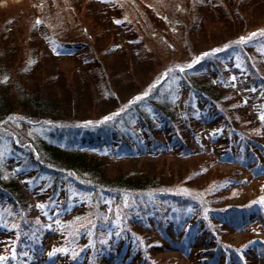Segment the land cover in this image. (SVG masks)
<instances>
[{"label": "rangeland", "instance_id": "rangeland-1", "mask_svg": "<svg viewBox=\"0 0 264 264\" xmlns=\"http://www.w3.org/2000/svg\"><path fill=\"white\" fill-rule=\"evenodd\" d=\"M113 1L114 7L111 2L104 4L95 0H0V80L3 86L8 83V89L12 91L13 88V93L19 84L27 92L44 97L53 110L77 108L79 112L88 113L90 118L110 113V117H114L111 122L95 126L113 136L116 139L114 143L121 131L130 134L129 139L136 143V129L140 130L137 107L140 110L141 107L153 109L155 96L162 97L158 90L172 92L177 100L181 94L174 88L180 84L174 73L176 68L182 66L186 69L198 61L203 62L202 66H210L214 60L223 70L227 68L235 74L230 75L229 84L236 87L228 89L225 94L237 106L246 104V107L232 110L231 118L236 126L263 138V144L255 153L241 147L234 138L229 148L227 143L216 144L224 140L221 131H208L210 121L202 103L197 101L195 104L199 110L194 113V119L196 127L204 130L200 140L195 139L191 144L194 149L181 153L179 148L167 147L152 154L145 148L135 158H107L105 170L108 173L143 170L164 180L172 175L174 183L171 188H178L183 193H197L212 203L215 195L218 198L213 203L215 205L238 201L237 198H252L254 189L264 182V127L259 131L264 120L263 115L256 113L264 95V64L260 62L261 53H264V0ZM45 35L64 44L81 45L70 56H55L47 47ZM229 44H235L236 51L238 48L243 51L242 46L247 48L246 44H249L245 53H249L250 59L246 61L258 68L260 74L253 72L244 76L238 70L242 64L240 55L234 57L229 54L228 57H232L220 65L209 55L219 48L226 49ZM259 78L263 83H259ZM155 87L157 90L154 91ZM134 102L137 111L132 114L124 112ZM190 104L188 99L183 104L177 102L174 105L177 111L175 120L186 119L185 106ZM19 109L12 113L8 126L20 139H30L35 133L36 123L40 121L53 127L50 120L24 115ZM215 123L218 122L215 120ZM141 127L145 129L144 125ZM2 131L0 128V158L5 160V167L10 171L12 166L9 163H14L10 152L12 142L10 135ZM169 135L164 130L156 134L163 139ZM62 140L53 138L51 143L58 145ZM73 142L74 139L69 137V144ZM79 144L75 142V145ZM136 146L133 148L137 149ZM112 148L115 149L114 145ZM133 151L132 148L128 150ZM190 153L197 155L186 156ZM211 159L216 161L209 166ZM200 165L208 168L201 172L198 169ZM25 175L20 178L28 202L26 212H23L33 219L31 224H26L30 227L25 228L24 235L29 241L26 247L39 264H47V248L67 241L70 233L73 235L84 228V233L93 238L91 247L98 252L94 253L87 244L75 243L69 251L57 252L48 264H67L69 256L79 254V251H84L81 264H139L136 263V254L129 253L131 246L130 250L135 251L138 237L142 238L138 236V230L143 238L152 236L163 243L158 248H150V258L156 264H264V211L257 207L249 218L231 212L223 222L221 241L238 247L249 237L257 239L244 246L247 250L244 255L231 254L228 259L226 256L225 262L223 253L219 251L216 256L210 255L206 236L197 235L189 244L181 243L184 224L178 225L179 214L163 200L155 199L151 195L154 194L152 189L118 198L114 191L109 195L104 192L96 195L86 183L67 173H62V179L56 180L58 187L54 188L50 186V178L43 174ZM224 175L239 186L217 194L210 192L213 183L222 180ZM165 209L167 214L163 216ZM7 210L12 212V209ZM164 217L168 221L169 236L162 237ZM4 236L0 233V250L3 249L1 242ZM122 239L127 240L128 247L125 256L119 258ZM105 247L109 249V255L103 253L97 257Z\"/></svg>", "mask_w": 264, "mask_h": 264}, {"label": "trees", "instance_id": "trees-1", "mask_svg": "<svg viewBox=\"0 0 264 264\" xmlns=\"http://www.w3.org/2000/svg\"><path fill=\"white\" fill-rule=\"evenodd\" d=\"M95 1L104 4L111 2L112 7L115 5V1L113 0ZM44 39H46L48 49L51 50L52 54L55 56H70L72 51L77 52L81 45H76L75 43L64 44L58 42V40H55L54 37L49 35H45ZM243 43L245 44V42ZM246 45H248L247 48L242 46L244 48L243 51L241 48H238L236 51L234 49L235 44H229L226 49L224 47L219 48L209 55L220 65L222 61L225 62L229 58V54L240 52L238 53L242 60L240 69L244 73V76H246V73L250 75L253 72L260 74L258 68L255 69L253 65L246 61L250 59L249 53H245L249 48V44ZM261 56L260 62L264 64V53H261ZM212 62L214 64L210 66H205V64L202 66L203 62L198 61L195 65L188 66L186 69L182 66L176 68L174 73L178 76L180 84L174 86V88L181 94L179 98H176L177 100H175V96L172 92L158 90V95L162 97L158 98L155 96L151 106L153 109H143L141 107L140 110V107H137L139 115L137 125H139L140 130L136 129L135 135L138 136V141L136 143L129 139L131 138L130 134H125L123 131L119 133L117 142L114 143L116 139H113V136L106 134L104 131H100V129L95 126L103 122H111L114 117H110V113H103L100 117L90 118L88 113L83 111L79 112L77 108H68V110L65 108L61 111L57 109L53 110L52 105L48 104L44 97L41 98L35 92H27L25 88L19 84L15 86L16 89L12 93L14 89L12 88V91L9 90L8 83L3 86L1 79L0 128H3L2 132L8 136L10 135L12 142V145H10V152L14 163H9L12 166V169L9 171V169L5 167V160L0 158V233L5 235L4 240L1 242L3 249L0 250V264H39L36 256L33 255L32 252H29L26 247L29 241L26 239L24 231L25 228L30 227V225L26 226V224H31L33 218L28 214H24L28 202L20 181V178L27 176L25 174H34L36 172L39 175L43 174L50 178V186L52 188L58 187L56 180L62 179V173L70 174L75 180L86 183L87 186L90 187V191L96 195L102 194V192L109 195L112 194L110 191H114L119 198L124 194L133 195L134 193H143L152 189L151 192L154 194L151 195H153L155 199L163 200L165 205L172 206V209L179 214L180 219L178 225L181 226L184 224L183 231L180 234L181 243L185 244L195 239L197 235H203V237L206 236L207 241L210 243V255H214L216 251L226 254L227 257H231V254L244 255L246 252L244 246H248L257 239L249 237L248 240L240 246L233 247L229 242L220 240L222 236L220 232L223 228V222L232 214L231 212H236L238 216L249 218L252 210L256 207L259 208L260 211H264V182L260 184L257 189H254V194L249 200H247L248 198L244 200L237 198L238 201L215 205L213 204L216 203L214 201L218 200L215 195L212 197V199H214L212 203L210 200L197 193L190 191L183 193L181 190H178V188H171L174 183L172 175L167 178L168 180H164L163 177L157 176L155 173L151 175L143 170H116L113 171V173H108V171L105 170L107 158H135L139 151L141 152L145 148L152 154L155 151L165 150L167 147L179 148L181 153L185 150L194 149L191 144L194 143L195 139L200 140L199 136L204 130L196 127L194 119V113L199 110L195 104L197 101L202 103L203 110H205L208 121H210L208 131H212L213 129L221 131V137L223 136L224 140H222V142L218 141L216 144L221 145L227 143L229 148L232 141L236 139L241 147H246L251 152L255 153L259 145L263 144V138L256 137L253 131L246 132V130L234 124L231 118L232 110L244 108L246 104H240L239 107L236 105V102L228 100L230 96H226L227 94H225V91L236 87L235 84H229L231 73L227 69V71L223 70L214 60ZM200 67L207 69L203 70ZM242 68H244V71ZM259 83H263V81L260 79ZM255 85L257 84L253 86L256 87ZM6 87L7 89L4 90ZM155 90H157V87L154 88V91ZM188 99L191 104L189 107L185 106L186 112L188 113H186V119L182 118L181 120H175L177 111L174 105H176L177 102L183 104L188 101ZM136 106L137 104L135 102L133 104L131 103L124 112L132 114L134 111H137ZM18 108H20L19 111L24 115L34 118H43L40 120H50L53 123V127L47 122L40 121L36 123L35 133H32L30 139H20V136L18 135L17 137L13 129H11V131L9 129L10 126H8L11 120L9 118L12 117V113L16 112ZM192 110L194 112H192ZM258 110L259 111L256 113L264 117V95L260 100ZM153 112H157L158 115ZM177 120L178 123H175ZM215 120L218 123H215ZM70 123H75L76 125L70 126ZM78 125L80 127H77ZM143 125L145 129L141 127ZM55 126H59L60 129H56ZM262 127H264V124L263 126H259V131ZM84 128H93L97 130L86 131L83 130ZM71 129L75 130L69 132ZM160 130H164L170 133V135L167 136L166 139H163L161 136L157 137L156 134H158ZM69 137L70 139H74L73 144H69ZM53 138L64 140H62L60 144L54 145L51 143ZM75 142H80V144L75 145ZM61 145L65 147H61ZM112 145H114L115 149L112 148ZM135 146L137 149L133 148ZM130 148L134 149L133 153L128 152ZM196 155L195 153L186 154V156L189 157ZM22 157H25L27 160ZM215 161V159H211L208 165H213ZM18 162L20 164H18ZM206 168H208L207 165H200L198 167L201 172ZM192 174L194 175V173ZM221 178L223 179L213 183V186L209 189L211 190L210 192L217 194V192H222V190H226L229 187L239 186L234 185L235 183L233 182L235 181L229 179L227 175ZM236 184L240 183L236 182ZM216 186L219 187L217 188ZM151 195H147L146 197H150ZM254 199L258 202L254 201ZM261 199L262 202H259ZM6 208L12 209V212ZM27 211H29V209ZM166 214L167 209H165L163 216ZM163 219L165 221L161 224L162 237L169 236V231L167 230L168 221L165 217ZM85 230V228L80 229L74 232L73 235L70 233L67 241L47 248L45 259L47 260V264L57 252H61L60 250L69 251L71 246L75 243H80L79 245L87 244L91 247L90 241L93 238L89 233L86 235L84 233ZM138 233H140L138 236L142 237L140 239L145 244H143L138 237L139 243H135V251L130 250L132 247L130 244V255L136 254V263L156 264L152 262L153 259L150 258V248H158L163 246V243H159L160 240L153 239L152 236H150V238L149 236L143 238V234L139 230ZM120 246L121 254L119 256L123 258L127 252V240L122 239ZM91 248H93L94 253L98 252L94 247ZM207 249L206 247L205 250ZM78 253L79 254H71L67 264H81L80 262L83 260L84 251H79ZM103 253L108 254L109 249L106 247L103 250L101 249L97 257L101 256ZM94 256L92 257L93 260L96 259ZM124 259L126 261L128 257ZM93 260H91V262Z\"/></svg>", "mask_w": 264, "mask_h": 264}, {"label": "snow or ice", "instance_id": "snow-or-ice-1", "mask_svg": "<svg viewBox=\"0 0 264 264\" xmlns=\"http://www.w3.org/2000/svg\"><path fill=\"white\" fill-rule=\"evenodd\" d=\"M262 119H264V117H262Z\"/></svg>", "mask_w": 264, "mask_h": 264}]
</instances>
